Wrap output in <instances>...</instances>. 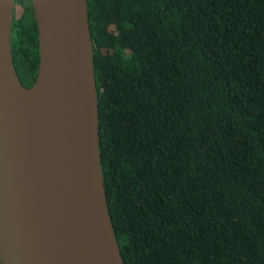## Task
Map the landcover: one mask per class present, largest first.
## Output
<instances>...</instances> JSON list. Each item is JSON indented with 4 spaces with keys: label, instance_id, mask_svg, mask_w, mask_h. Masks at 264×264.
<instances>
[{
    "label": "trees",
    "instance_id": "trees-1",
    "mask_svg": "<svg viewBox=\"0 0 264 264\" xmlns=\"http://www.w3.org/2000/svg\"><path fill=\"white\" fill-rule=\"evenodd\" d=\"M102 175L125 264H264V0H87ZM11 51L39 63L31 0Z\"/></svg>",
    "mask_w": 264,
    "mask_h": 264
},
{
    "label": "water",
    "instance_id": "water-1",
    "mask_svg": "<svg viewBox=\"0 0 264 264\" xmlns=\"http://www.w3.org/2000/svg\"><path fill=\"white\" fill-rule=\"evenodd\" d=\"M36 79L11 51L0 0V264H125L102 175L87 0H31Z\"/></svg>",
    "mask_w": 264,
    "mask_h": 264
}]
</instances>
